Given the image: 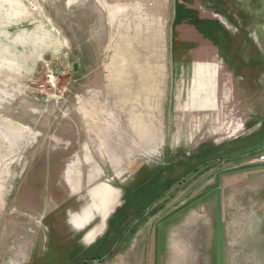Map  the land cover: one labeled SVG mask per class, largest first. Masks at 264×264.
Instances as JSON below:
<instances>
[{"label":"rangeland","instance_id":"obj_1","mask_svg":"<svg viewBox=\"0 0 264 264\" xmlns=\"http://www.w3.org/2000/svg\"><path fill=\"white\" fill-rule=\"evenodd\" d=\"M261 155L264 0H0V264H264Z\"/></svg>","mask_w":264,"mask_h":264},{"label":"crops","instance_id":"obj_2","mask_svg":"<svg viewBox=\"0 0 264 264\" xmlns=\"http://www.w3.org/2000/svg\"><path fill=\"white\" fill-rule=\"evenodd\" d=\"M133 130V129H132ZM134 134H136L135 133V130H134ZM145 134V133H144ZM165 141V140H164ZM164 141H163V144H164ZM100 192L99 193H104L105 191L103 190V189H98ZM240 205V204H239ZM239 205H237V206H239ZM104 206H105V204H104ZM103 206V207H104ZM231 206V205H230ZM230 209H231V207H230ZM238 209V208H237ZM242 215V214H241ZM246 215H249V214H247V213H245V212H243V215L242 216H246ZM263 217H264V215H262L261 216V218L263 219ZM251 218V217H250ZM232 220L234 221L235 219H234V217L232 218ZM232 220H230V221H228V223H226V224H228V227L229 228H231V224H232ZM235 222V221H234ZM247 222H248V219L247 218H245V221L244 222H242L243 223V227L247 224ZM242 227V228H243ZM246 227H247V225H246ZM241 228V229H242ZM241 229H239V231H241ZM194 233V232H193ZM196 235V234H195ZM192 238H194V236H192ZM194 245V244H193ZM180 253V252H179ZM182 256H183V252H181V255H177V257H178V260H181L182 259ZM185 256V255H184ZM189 256H191V254H189V253H186V258H188ZM178 264V263H177ZM181 264V263H180Z\"/></svg>","mask_w":264,"mask_h":264},{"label":"bare ground","instance_id":"obj_3","mask_svg":"<svg viewBox=\"0 0 264 264\" xmlns=\"http://www.w3.org/2000/svg\"><path fill=\"white\" fill-rule=\"evenodd\" d=\"M139 34V33H138ZM138 36V35H137ZM136 43V42H135ZM138 44V43H137ZM139 120V119H138ZM98 123V122H97ZM137 123V122H136ZM135 124V123H134ZM97 126H99V125H97ZM141 126V125H140ZM139 128V127H138ZM139 131V130H138ZM144 131V130H143ZM93 132V131H92ZM97 132V131H96ZM95 132V133H96ZM106 135V134H105ZM142 138L144 139L143 140V142L145 143V144H147V147H148V149H151L152 147H153V141H154V139H155V137L154 136H152V137H148L147 135H145L144 133H142ZM147 142H149V144L147 143ZM108 151V150H107ZM92 170V169H91ZM96 173V172H95ZM94 175V174H93ZM92 175V176H93ZM72 179H75V175H74V173H72L71 174V180ZM72 183H73V181H71ZM73 185V184H72ZM98 195H99V197H97L96 198V201L98 202L99 200H100V197H101V195L98 193Z\"/></svg>","mask_w":264,"mask_h":264},{"label":"built area","instance_id":"obj_4","mask_svg":"<svg viewBox=\"0 0 264 264\" xmlns=\"http://www.w3.org/2000/svg\"><path fill=\"white\" fill-rule=\"evenodd\" d=\"M258 159H259L260 161H263V162H264V155L259 156Z\"/></svg>","mask_w":264,"mask_h":264},{"label":"trees","instance_id":"obj_5","mask_svg":"<svg viewBox=\"0 0 264 264\" xmlns=\"http://www.w3.org/2000/svg\"><path fill=\"white\" fill-rule=\"evenodd\" d=\"M99 258H102V257H97L98 260H100ZM102 259H103V258H102ZM91 260H94V258L91 259ZM88 261H90V260H85V261H82V262H84V263L86 264Z\"/></svg>","mask_w":264,"mask_h":264}]
</instances>
